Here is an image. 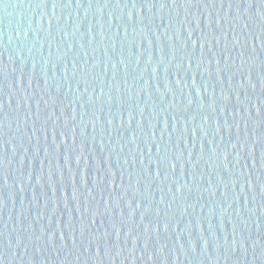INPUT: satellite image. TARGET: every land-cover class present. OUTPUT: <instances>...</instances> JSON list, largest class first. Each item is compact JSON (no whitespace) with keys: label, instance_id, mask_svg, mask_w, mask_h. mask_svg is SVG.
I'll return each mask as SVG.
<instances>
[{"label":"water","instance_id":"obj_1","mask_svg":"<svg viewBox=\"0 0 264 264\" xmlns=\"http://www.w3.org/2000/svg\"><path fill=\"white\" fill-rule=\"evenodd\" d=\"M0 264H264V0H0Z\"/></svg>","mask_w":264,"mask_h":264}]
</instances>
